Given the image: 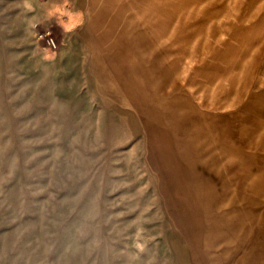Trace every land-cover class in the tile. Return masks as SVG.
I'll use <instances>...</instances> for the list:
<instances>
[{
    "label": "rangeland",
    "instance_id": "1",
    "mask_svg": "<svg viewBox=\"0 0 264 264\" xmlns=\"http://www.w3.org/2000/svg\"><path fill=\"white\" fill-rule=\"evenodd\" d=\"M61 2L0 0V264H264V0Z\"/></svg>",
    "mask_w": 264,
    "mask_h": 264
},
{
    "label": "clouds",
    "instance_id": "2",
    "mask_svg": "<svg viewBox=\"0 0 264 264\" xmlns=\"http://www.w3.org/2000/svg\"><path fill=\"white\" fill-rule=\"evenodd\" d=\"M27 11H34V8L30 3L25 4ZM47 18L49 20H55L56 24L62 29L63 33H71L75 31L82 24V14L79 12H73L71 8V0H62L61 3H52L47 8ZM51 35L50 32L47 33ZM40 39H44L43 36H39ZM47 44L51 46V49H56L57 45L52 39H48ZM43 59L46 61H54L57 56L56 51L50 50L48 47L43 49ZM142 231V229H141Z\"/></svg>",
    "mask_w": 264,
    "mask_h": 264
},
{
    "label": "built area",
    "instance_id": "3",
    "mask_svg": "<svg viewBox=\"0 0 264 264\" xmlns=\"http://www.w3.org/2000/svg\"><path fill=\"white\" fill-rule=\"evenodd\" d=\"M49 39H52L53 40V38H49Z\"/></svg>",
    "mask_w": 264,
    "mask_h": 264
}]
</instances>
